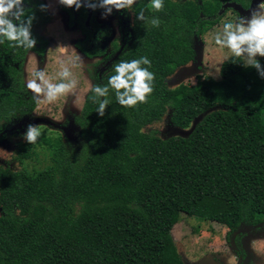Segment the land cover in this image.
<instances>
[{"label": "trees", "instance_id": "obj_1", "mask_svg": "<svg viewBox=\"0 0 264 264\" xmlns=\"http://www.w3.org/2000/svg\"><path fill=\"white\" fill-rule=\"evenodd\" d=\"M227 1L243 7L250 2L163 0L156 12L151 0H136L130 40L103 71L91 74L92 85H107L120 61L146 56L155 74L153 92L147 103L128 108L109 89L101 117L88 90L78 114V155L58 134L42 133L37 143L48 149L47 165H0V264H185L171 235L181 213L222 224L229 233L243 222L264 227V79L244 67L242 57L230 55L220 63L218 79L204 74L193 84L166 83L193 59L194 37L232 9L222 7ZM42 4L25 0L37 40L29 50L39 56L46 40L33 28L49 18ZM65 11L69 25L78 21L83 33L74 46L86 57L101 55L100 37L109 29L92 16L86 25L84 8L78 18ZM141 11L144 21L135 18ZM117 46L113 39L112 49ZM26 51L0 44V78L9 75L0 88V120L29 113L36 104L11 65L20 64ZM257 59L264 66V57ZM166 112L174 126L189 132L163 138L144 129ZM34 154L26 141L17 144L19 162Z\"/></svg>", "mask_w": 264, "mask_h": 264}, {"label": "rangeland", "instance_id": "obj_2", "mask_svg": "<svg viewBox=\"0 0 264 264\" xmlns=\"http://www.w3.org/2000/svg\"><path fill=\"white\" fill-rule=\"evenodd\" d=\"M40 1L48 6L45 10L49 18L45 23L36 25L33 32L46 40L43 55L39 56L35 51L28 50L20 64L11 63L18 70L17 74L23 85L22 91L25 96L36 101L33 94L26 88V82L32 78V72L41 69L49 77L55 78L60 71L61 62L68 64L71 68L73 76L78 80V85L72 94L61 96L53 103H47L41 98L39 103L36 101L31 112L16 113L8 119L0 120V165L11 169L21 167L28 170L37 169L49 163L48 149L37 142L32 144V149L35 151L33 156L22 162L15 157L17 144L24 142L22 134L30 123L40 126L43 134H58L72 154H79L83 135L78 123V114L89 86L93 82L91 74H99L107 67L115 51L111 47L113 39L116 40L118 49H122L131 38L130 9L113 10L106 17L102 16L104 10H100L96 13L94 22L99 27L109 29L108 36L100 37L103 54L92 58L85 57L74 46L75 41L83 38L78 21L69 25L67 13L61 9L58 0ZM73 14L78 18V10H74ZM239 16L232 9H228L214 26L202 35L195 36L193 59L166 78L167 86L174 88L179 83L193 84L198 75L204 74L218 79L219 65L231 53L230 50L216 45L214 36L222 31L225 22H234ZM58 43L70 45L71 48L66 54H61L56 49ZM76 56L84 60L83 67L70 63ZM3 57L7 58L6 55ZM8 76L6 74L0 78V88L6 87L5 81ZM144 129L153 131L163 138L185 135L189 132V129L174 126L170 122L168 112ZM239 231H246L241 238L242 247L245 250L243 264H264V227L258 228L243 222L235 232L229 233L227 227L222 224L213 221H199L181 213L171 229V235L185 264H238L239 253L234 246V236Z\"/></svg>", "mask_w": 264, "mask_h": 264}, {"label": "clouds", "instance_id": "obj_3", "mask_svg": "<svg viewBox=\"0 0 264 264\" xmlns=\"http://www.w3.org/2000/svg\"><path fill=\"white\" fill-rule=\"evenodd\" d=\"M65 6L79 10L82 6L92 10L104 9L102 16L110 15L113 10L121 11L130 9L136 0H58ZM41 10L48 6L42 4ZM163 0H151V8L156 12L163 9ZM34 14L25 7V0H0V44L11 42L12 47L25 50L35 48L36 38L32 35L31 26ZM136 20L144 21L143 11L137 13ZM154 27L159 26V19L149 21ZM214 42L221 48L230 50L233 57L244 58V67L255 68L259 77L264 79V66L257 57H264V0H260L256 9L249 16H239L233 21L223 24V29L214 36ZM70 45L58 43L56 49L61 54H66ZM71 64L83 67L85 62L76 56ZM147 67H144V66ZM151 61L142 56L139 59L120 61L114 65V74L108 78L107 85H90L89 91L93 99H98L96 110L99 116H104L105 109L110 101L106 98L109 89L114 90L117 102L132 108L138 103H147L148 97L154 90L155 74L149 70ZM78 80L73 76L68 64L61 62L60 71L55 78L49 77L41 69L32 72V78L26 82V88L33 94L37 103L43 98L47 103H53L61 96L72 94L77 88ZM104 98V99H99ZM42 135V128L36 124H28L22 134L23 140L32 145Z\"/></svg>", "mask_w": 264, "mask_h": 264}, {"label": "flooded vegetation", "instance_id": "obj_4", "mask_svg": "<svg viewBox=\"0 0 264 264\" xmlns=\"http://www.w3.org/2000/svg\"><path fill=\"white\" fill-rule=\"evenodd\" d=\"M59 5H60V7H61V9H63L64 11L65 10H72V11H74V10H76V9H74V8H70V7H65V6H63V5H61L60 3H59ZM247 7V6H246ZM82 8H84V10H85V12H86V14H85V19H84V22H85V24L86 25H88L89 24V22H90V19H91V16H92V18H93V21L95 20V15H96V13L98 12V11H100V10H104V9H102V8H97V9H95V10H92V9H90V8H88V7H85V6H82L80 9H82ZM79 9V10H80ZM88 10H90L91 12H90V16H89V18L87 19V14H88ZM94 11V12H93ZM66 12V11H65ZM236 14H238L237 12H235ZM120 51V49H117V50H115L114 51V54L111 56V58L112 57H114L115 56V53H117V52H119ZM103 54V53H102ZM101 54V55H102ZM100 56V55H99ZM86 57V56H85ZM96 57V56H95ZM88 58H92V57H88ZM111 58H110V60L108 61V63H107V66L109 65V63H110V61H111ZM247 224H249V223H247ZM249 225H251V226H256V225H254V224H249ZM240 226V225H239ZM257 227V226H256ZM259 228V227H258ZM238 229V228H237ZM246 231H239V232H237L236 234H235V236H234V240L236 239V241H238V243H235V241H234V246L236 247V249L238 250V253H239V260H238V264H243L244 263V258H245V250H244V248L242 247V243H241V238H242V236L244 235V233H245Z\"/></svg>", "mask_w": 264, "mask_h": 264}, {"label": "water", "instance_id": "obj_5", "mask_svg": "<svg viewBox=\"0 0 264 264\" xmlns=\"http://www.w3.org/2000/svg\"><path fill=\"white\" fill-rule=\"evenodd\" d=\"M260 3V0H250L249 5L247 7H243L241 4L235 1H227L222 4V7H230L233 10H235L240 16H247L250 15V12L253 9H256L258 4ZM90 10H88L87 19L90 16Z\"/></svg>", "mask_w": 264, "mask_h": 264}]
</instances>
